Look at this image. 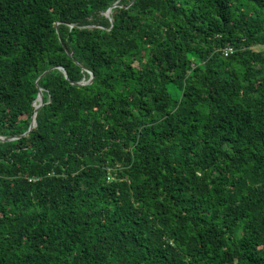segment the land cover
I'll return each mask as SVG.
<instances>
[{
  "label": "trees",
  "instance_id": "trees-1",
  "mask_svg": "<svg viewBox=\"0 0 264 264\" xmlns=\"http://www.w3.org/2000/svg\"><path fill=\"white\" fill-rule=\"evenodd\" d=\"M0 136V264H264V0H0Z\"/></svg>",
  "mask_w": 264,
  "mask_h": 264
},
{
  "label": "water",
  "instance_id": "water-1",
  "mask_svg": "<svg viewBox=\"0 0 264 264\" xmlns=\"http://www.w3.org/2000/svg\"><path fill=\"white\" fill-rule=\"evenodd\" d=\"M116 6H117V2H115L112 6H110V7L107 9V11L105 12V15L109 17L110 21H112V18H111V16H110L111 10H112V8H114V7H116ZM57 68L60 69V70H62L63 73H64V75H65V77H67L66 71L63 69V67H61V66H57ZM50 69H51V68H50ZM50 69L44 71V72H43V73L37 78L36 83H37L38 80H39L40 78H42V77L46 74V72L49 71ZM92 79H93V76L91 75L90 78H89V80H87V81H81V82H78V83H79V84L91 83ZM38 89H39L38 95H37L36 99L33 101L34 113H33L32 118H31V124H30L29 129H28L23 135L27 134V133H28L33 127L36 126V120H35L36 112H37L38 108L42 105V102L36 104L37 101H38L40 98H42V89H41L40 87H38ZM15 138H16V137L0 136V139H3V140H5V139H15Z\"/></svg>",
  "mask_w": 264,
  "mask_h": 264
},
{
  "label": "built area",
  "instance_id": "built-area-1",
  "mask_svg": "<svg viewBox=\"0 0 264 264\" xmlns=\"http://www.w3.org/2000/svg\"><path fill=\"white\" fill-rule=\"evenodd\" d=\"M232 52H233V48L230 47V46H227V47H225V48L223 49V54H224L225 56H227L228 54H230V53H232Z\"/></svg>",
  "mask_w": 264,
  "mask_h": 264
},
{
  "label": "rangeland",
  "instance_id": "rangeland-1",
  "mask_svg": "<svg viewBox=\"0 0 264 264\" xmlns=\"http://www.w3.org/2000/svg\"><path fill=\"white\" fill-rule=\"evenodd\" d=\"M257 49V48H256Z\"/></svg>",
  "mask_w": 264,
  "mask_h": 264
}]
</instances>
